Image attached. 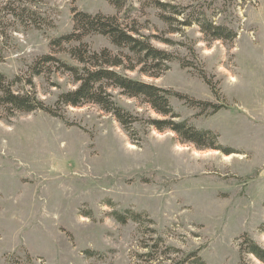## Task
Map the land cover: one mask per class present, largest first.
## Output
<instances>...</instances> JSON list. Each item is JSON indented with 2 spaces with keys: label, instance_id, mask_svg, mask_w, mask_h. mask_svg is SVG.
Instances as JSON below:
<instances>
[{
  "label": "rangeland",
  "instance_id": "374dc122",
  "mask_svg": "<svg viewBox=\"0 0 264 264\" xmlns=\"http://www.w3.org/2000/svg\"><path fill=\"white\" fill-rule=\"evenodd\" d=\"M11 6L41 12L47 27L26 26ZM76 12L118 16L154 35L155 47L175 58L169 70L158 79L128 75L177 93L169 99L176 120L214 132L222 149L200 150L156 131L149 121L164 118L119 91L117 104L138 119L133 134L92 104L64 108L62 118L1 114L0 264H182L195 252L205 264H242L243 257L262 264L241 245L247 236L264 248V0H129L122 9L109 0H0V73L24 79L16 91L56 108L76 89L71 75L55 69L31 77L52 40L74 31ZM192 12L237 39L212 41L197 25H181ZM84 41L119 53L102 35ZM56 57L77 66L66 53ZM127 210L146 222L121 224L114 213Z\"/></svg>",
  "mask_w": 264,
  "mask_h": 264
},
{
  "label": "trees",
  "instance_id": "16d2710c",
  "mask_svg": "<svg viewBox=\"0 0 264 264\" xmlns=\"http://www.w3.org/2000/svg\"><path fill=\"white\" fill-rule=\"evenodd\" d=\"M129 0H109L117 9L125 7ZM163 9L167 5L157 4ZM15 19L26 26H34L41 30L47 27L46 19L41 12L32 11L29 8H8ZM175 9V8H174ZM179 17L182 12L174 11ZM189 19L182 22L183 26L197 25L200 32L212 41L234 43L237 33L224 26H217L208 19L205 13H191ZM162 19L169 24L176 18L162 15ZM74 31L71 34L52 40L50 48L52 53L39 58L31 67V77L50 75L54 69L72 76L76 89L63 93L56 108L48 107L33 92H21L15 90L17 85L24 81L22 77L14 80L0 73V119L2 115L13 117L16 113L31 114L38 110L44 111L54 117L62 118L60 111L64 108H79L85 105H97L102 111L112 114L126 132L133 131V126L138 119L127 113L120 107L115 98L114 91L121 96L130 99H141L152 110L164 119H151L149 126L158 132L172 131L183 144H193L200 150H221L218 147V137L212 131H199L188 122H178V115L170 103V96L178 97L177 93L159 88L146 81L136 80L128 73H138L148 78H160L169 70V63L174 61V56L164 50L155 47L154 35H145L134 22L133 26L125 25L118 16H106L103 14L91 15L76 12L74 17ZM53 26L52 21L49 23ZM90 35H102L119 50L114 53L109 48L100 51L93 50L84 39ZM57 53H66L77 63L70 66L56 57ZM124 72V73H123ZM28 83L34 85L33 79ZM186 103L204 108H214V112L221 107L198 102L189 97H179ZM2 114V115H1ZM131 134H133L131 132ZM115 219L125 225L129 222H146L143 213L127 210L124 214L115 212ZM150 222V221H149ZM264 233V226L262 228ZM157 248V247H156ZM241 253L248 257L253 256L264 264V248L256 244L249 237L241 245ZM182 264H205L199 252L192 253ZM193 260V261H191ZM31 261V260H30ZM19 264V263H14ZM242 264H251L243 257Z\"/></svg>",
  "mask_w": 264,
  "mask_h": 264
}]
</instances>
